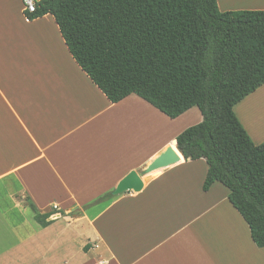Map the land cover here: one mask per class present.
I'll list each match as a JSON object with an SVG mask.
<instances>
[{
  "label": "crops",
  "instance_id": "1",
  "mask_svg": "<svg viewBox=\"0 0 264 264\" xmlns=\"http://www.w3.org/2000/svg\"><path fill=\"white\" fill-rule=\"evenodd\" d=\"M202 121L197 107L170 119L137 95L110 102L54 16L30 21L23 0H0V264H264L230 190H206L207 161L178 149ZM169 147L179 161L147 173ZM131 172L143 188L117 194ZM53 211L46 226L36 218Z\"/></svg>",
  "mask_w": 264,
  "mask_h": 264
},
{
  "label": "trees",
  "instance_id": "2",
  "mask_svg": "<svg viewBox=\"0 0 264 264\" xmlns=\"http://www.w3.org/2000/svg\"><path fill=\"white\" fill-rule=\"evenodd\" d=\"M25 14L54 16L110 102L137 95L170 119L197 107L203 121L179 135L178 149L207 161L205 189L225 185L264 247V143L235 112L264 85V11L221 12L217 0H41ZM55 213L36 218L46 226Z\"/></svg>",
  "mask_w": 264,
  "mask_h": 264
},
{
  "label": "water",
  "instance_id": "3",
  "mask_svg": "<svg viewBox=\"0 0 264 264\" xmlns=\"http://www.w3.org/2000/svg\"><path fill=\"white\" fill-rule=\"evenodd\" d=\"M179 161L178 152L169 147L165 152L159 155L147 168V173H153L161 168L168 167ZM145 181L137 172H131L118 186L116 193L121 194L126 191H140L144 186Z\"/></svg>",
  "mask_w": 264,
  "mask_h": 264
},
{
  "label": "rangeland",
  "instance_id": "4",
  "mask_svg": "<svg viewBox=\"0 0 264 264\" xmlns=\"http://www.w3.org/2000/svg\"><path fill=\"white\" fill-rule=\"evenodd\" d=\"M263 91L259 92L258 94L251 95L247 99V101L243 104L238 106L236 113L238 114L237 117L239 120L244 122V126L252 130L254 134L258 136L259 139H264V126L257 127L259 129H255V125L253 121L257 116L263 117L264 116V88ZM243 124V123H242Z\"/></svg>",
  "mask_w": 264,
  "mask_h": 264
},
{
  "label": "built area",
  "instance_id": "5",
  "mask_svg": "<svg viewBox=\"0 0 264 264\" xmlns=\"http://www.w3.org/2000/svg\"><path fill=\"white\" fill-rule=\"evenodd\" d=\"M39 0H23L25 13H35L37 11V4Z\"/></svg>",
  "mask_w": 264,
  "mask_h": 264
},
{
  "label": "bare ground",
  "instance_id": "6",
  "mask_svg": "<svg viewBox=\"0 0 264 264\" xmlns=\"http://www.w3.org/2000/svg\"><path fill=\"white\" fill-rule=\"evenodd\" d=\"M259 116H257V118L254 119L253 124L255 125V127H261L264 126V116L258 118Z\"/></svg>",
  "mask_w": 264,
  "mask_h": 264
}]
</instances>
